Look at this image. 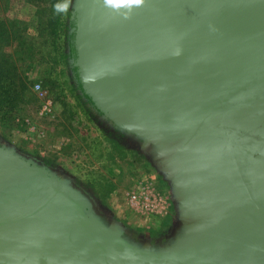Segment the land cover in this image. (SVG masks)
I'll list each match as a JSON object with an SVG mask.
<instances>
[{
    "label": "water",
    "instance_id": "water-1",
    "mask_svg": "<svg viewBox=\"0 0 264 264\" xmlns=\"http://www.w3.org/2000/svg\"><path fill=\"white\" fill-rule=\"evenodd\" d=\"M74 24L84 94L167 173L183 228L136 244L0 142V264H264V0H77Z\"/></svg>",
    "mask_w": 264,
    "mask_h": 264
},
{
    "label": "rangeland",
    "instance_id": "rangeland-1",
    "mask_svg": "<svg viewBox=\"0 0 264 264\" xmlns=\"http://www.w3.org/2000/svg\"><path fill=\"white\" fill-rule=\"evenodd\" d=\"M76 3L0 0V142L60 171L136 244L165 246L183 228L175 189L155 157L85 97L75 67Z\"/></svg>",
    "mask_w": 264,
    "mask_h": 264
},
{
    "label": "trees",
    "instance_id": "trees-1",
    "mask_svg": "<svg viewBox=\"0 0 264 264\" xmlns=\"http://www.w3.org/2000/svg\"><path fill=\"white\" fill-rule=\"evenodd\" d=\"M1 26V25H0ZM66 58H67V56H63V59H64V61L66 60ZM4 64L5 65H9L8 63H9V61L7 60V59H5L4 61ZM10 69V68H9ZM8 72H9V70H8ZM0 75H1V70H0ZM24 89V85H23V83H22V90ZM14 93L17 95V93H16V89L14 90ZM85 97L89 100V102L92 104V101L85 95ZM93 105V104H92Z\"/></svg>",
    "mask_w": 264,
    "mask_h": 264
},
{
    "label": "crops",
    "instance_id": "crops-1",
    "mask_svg": "<svg viewBox=\"0 0 264 264\" xmlns=\"http://www.w3.org/2000/svg\"><path fill=\"white\" fill-rule=\"evenodd\" d=\"M43 155V154H42ZM43 157H44V155H43ZM57 167L59 168V166L57 165Z\"/></svg>",
    "mask_w": 264,
    "mask_h": 264
},
{
    "label": "built area",
    "instance_id": "built-area-1",
    "mask_svg": "<svg viewBox=\"0 0 264 264\" xmlns=\"http://www.w3.org/2000/svg\"><path fill=\"white\" fill-rule=\"evenodd\" d=\"M134 198H136V197H134Z\"/></svg>",
    "mask_w": 264,
    "mask_h": 264
}]
</instances>
